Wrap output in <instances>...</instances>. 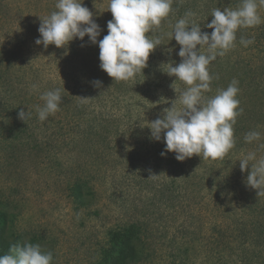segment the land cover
Masks as SVG:
<instances>
[{
    "label": "trees",
    "instance_id": "obj_1",
    "mask_svg": "<svg viewBox=\"0 0 264 264\" xmlns=\"http://www.w3.org/2000/svg\"><path fill=\"white\" fill-rule=\"evenodd\" d=\"M240 6L229 0H173L172 11L157 28L172 40L175 49L150 53L148 66L127 81H115L100 67L89 70L85 61L82 73L76 72L77 69L70 72L73 76L80 75L81 81L57 84L62 102L59 111L46 121L39 120L36 107L43 106L40 96L44 92L56 88L32 91V86L26 82L28 78L20 73L25 74L24 59L20 61L16 49L4 40L0 46V154L29 142L41 149L49 160L53 153L59 158L58 152L63 153L65 146L72 143L81 146L84 160L89 161L85 166L100 167L120 160L116 154L117 146L125 147L126 143L132 144L129 141H134L138 144L139 154L132 157L135 187L151 191L153 197H158L175 213L188 210L191 214L194 209L191 202L189 206V202L182 200L202 192L215 201V213L210 217L213 220L211 236L204 241L197 237V228L192 226L188 232L189 229L183 227L191 238L180 244L183 246L180 259L176 260L178 256L174 258L172 254L169 264H189L191 257L196 259L203 254L207 257L203 264H264V195L258 201L249 196L258 190L246 185L251 166L242 172L239 161L251 152V143L245 142L246 134L259 131L264 135V23L239 28L235 46L208 66L212 80L210 90L204 93L206 99L226 89L234 79L238 81L237 98L243 113L236 118L233 126L236 143L227 155L216 160H203L200 155H193L184 161H178L174 152L162 156L165 150L163 133L162 139L156 141L151 138L150 128L138 124V120L153 109L157 111V118H162L164 109L171 108L173 103L182 107L178 97L189 86L163 71L167 70V63L176 66L183 59L178 55L182 46L170 35L174 34L175 23L187 12H192L190 22L200 25L202 32L211 34L213 29L206 25L214 19L211 16L214 9L235 10ZM2 17L0 4V23ZM241 38L253 39L254 43L245 47L240 43ZM206 50L205 46L203 51ZM68 65H71V56L68 64L65 60L60 64L64 69H69ZM29 68L34 69L33 66ZM56 73L62 75L64 71L57 70ZM95 81H100V85L97 86ZM129 82L133 86L126 85ZM127 86L134 93L137 90V100L123 99L128 94ZM28 108L32 115L25 122L19 118V112L27 113ZM142 156L144 161L139 164L138 158ZM74 163H77L76 158ZM80 168L75 170L79 176ZM153 174L159 176L149 179ZM70 191L81 205L87 206L89 198L94 196V189L80 177L70 186ZM3 193L0 189V256L9 254L12 245L25 244L12 232L14 219L7 210ZM190 218L192 220L193 216ZM145 233L139 220L111 231L109 243L102 252L103 264H145L150 261L143 240ZM148 241L155 244L151 238Z\"/></svg>",
    "mask_w": 264,
    "mask_h": 264
},
{
    "label": "rangeland",
    "instance_id": "obj_2",
    "mask_svg": "<svg viewBox=\"0 0 264 264\" xmlns=\"http://www.w3.org/2000/svg\"><path fill=\"white\" fill-rule=\"evenodd\" d=\"M229 1L236 6L243 2ZM80 2L93 12V19L102 29L98 40L103 39L108 34V21L113 19L108 10L110 0ZM56 3L57 0H0L3 15L0 46L4 40L10 42L19 60L24 59L25 74L20 73L28 78L26 82L34 92H40L46 87L56 88L59 82L70 81L74 84L81 81L80 75L73 76L70 72L77 69L76 72L82 73L85 61L89 70L101 64L99 44H92L87 35L83 40L75 38L63 48L54 44L44 48L42 44L35 43L40 38L38 28L41 18H47L56 11ZM258 12L264 18V6L259 7ZM150 34L159 36L162 43L153 52L176 48L172 40L157 27ZM70 56L71 65H68L69 69H64L60 64L64 60L68 64ZM57 70L64 71V74L58 75ZM132 82L126 85L133 86ZM33 85L36 87L33 88ZM128 86V94L123 99L137 100V90L134 93ZM156 118L157 111L153 109L149 114H144L138 124L149 129L150 123ZM129 143L132 144L117 146L116 154L121 157L120 160L100 167L85 166L89 161L84 160L81 146L72 143L65 146L63 153L58 152L59 158L53 153L49 160L41 149L29 142L0 154V189L8 203L7 210L13 215V234L23 243L39 244L44 251H51V264H103L102 252L109 243L110 232L127 227L136 220L141 222L146 231L143 240L150 261L145 264H169L173 259L172 254L174 258L177 255L176 260H179L183 253L180 244L191 238V235L185 234L187 232L184 228H188V232H191L192 226L197 228V237L205 241L207 236H211L210 224L213 220L210 217L215 213V201L202 192L191 198H183L182 201L189 202V206L191 202L194 208L191 214L188 210L175 213L169 205L153 197L151 191L135 187L132 183V157L139 155L138 144L134 141ZM261 144H264L262 133L260 140L252 142L249 147V151L256 152L257 158L264 156ZM75 158L77 163H74ZM138 159L141 164L144 156ZM79 166L80 176L75 174ZM79 177L94 189V196L89 198L87 206L78 204L70 191V186ZM249 196L258 201L263 195L258 196L253 191ZM190 216H193L192 220ZM149 238L154 245L148 241ZM206 259V254L196 259L191 257L189 264H203Z\"/></svg>",
    "mask_w": 264,
    "mask_h": 264
},
{
    "label": "clouds",
    "instance_id": "obj_3",
    "mask_svg": "<svg viewBox=\"0 0 264 264\" xmlns=\"http://www.w3.org/2000/svg\"><path fill=\"white\" fill-rule=\"evenodd\" d=\"M172 4L173 0H110L108 10L113 19L108 21V34L98 40L102 29L93 19L92 11L80 0H57V10L47 18L40 17V38L35 43L45 48L53 44L65 47L75 38L83 40L87 35L92 44H99L100 68L115 81H127L148 66L150 53L162 44L159 36L150 33L169 16ZM261 6H264V0H243L235 10L214 9L211 15L214 19L206 25L213 29L211 34L202 32L200 25L190 22L189 17L194 15L192 12H187L175 23L174 34L170 35L182 46L178 55L183 59L176 66L167 63L169 66L163 71L189 87L178 97L182 107L178 108L173 103L171 108L164 109L162 118L158 117L150 123L152 139L160 141L163 133L165 150L162 156L174 152L178 161L193 155H200L203 160H216L234 148L233 126L236 118L243 113L237 98L238 81L234 79L226 89L206 99L204 93L210 90L212 80L208 66L235 46L239 28L264 23L258 12ZM240 43L247 47L254 40L241 38ZM205 46L206 52L203 51ZM94 83L99 86L101 82ZM40 99L44 104L37 106L36 111L39 120L46 121L59 111L61 89L46 91ZM31 115L29 108L27 113L24 110L19 112V118L25 122ZM260 138L259 131H250L245 136V142L252 143ZM260 147L264 148V144ZM239 161L242 172L248 171L251 166L246 185L258 190V196L264 195V157L257 158L256 152L252 151ZM157 176L153 174L149 179ZM52 260L51 251H44L41 245L32 243L12 245L9 254L0 256V264H51Z\"/></svg>",
    "mask_w": 264,
    "mask_h": 264
}]
</instances>
